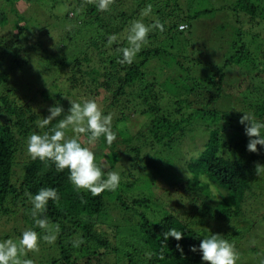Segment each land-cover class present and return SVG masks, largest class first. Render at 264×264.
Masks as SVG:
<instances>
[{"label": "trees", "instance_id": "16d2710c", "mask_svg": "<svg viewBox=\"0 0 264 264\" xmlns=\"http://www.w3.org/2000/svg\"><path fill=\"white\" fill-rule=\"evenodd\" d=\"M50 1L52 6L46 0H0V30L7 29L0 36V225H14L0 241L19 238L29 228L44 234L34 226L27 193L51 187L60 201L49 202L46 216L60 232L54 245L41 241L35 257L27 254L33 264H202L200 253L189 249L207 236L206 225H191L193 214L221 224L240 218L247 198L264 195V170L256 172L264 166V149L246 150L248 138L239 123L246 112L264 120V50L259 49L264 39L254 33L264 34L261 0L256 5L233 0L227 5L232 24H212L209 37L214 33L219 39L211 40L229 41L232 50L220 65L192 58L189 38L197 22L219 11L208 1L201 7L197 0H115L108 13L97 12L92 0H65L61 11L57 0ZM148 4L153 13L144 22L159 18L165 31L154 30L133 64L121 65L115 50L127 46V29ZM181 24L187 25L183 31ZM113 34L117 41L109 45ZM82 99H95L111 114L117 133L111 147L103 138L90 146L105 172L121 175L116 191L99 196L77 192L67 170L57 172L26 151L29 135L43 134L63 118L38 128L50 107L59 102L66 114L71 102ZM138 117L145 124L130 135ZM179 163L194 179H171L170 170ZM201 177L222 191L218 201ZM167 195L176 199L177 211L166 207ZM260 219L264 223V214ZM169 228L184 233L179 242L164 241ZM78 239L83 243L74 247Z\"/></svg>", "mask_w": 264, "mask_h": 264}, {"label": "clouds", "instance_id": "9594fccd", "mask_svg": "<svg viewBox=\"0 0 264 264\" xmlns=\"http://www.w3.org/2000/svg\"><path fill=\"white\" fill-rule=\"evenodd\" d=\"M97 12L108 13L111 11L115 0H92ZM152 4L146 5L141 11V19H137L129 25L126 34L127 46L119 47L115 51L118 54L117 63L132 65L137 55L149 43V36L155 30L160 33L165 31V25L159 18L153 17L152 22L146 24L145 17L152 16ZM187 25H179L183 31ZM108 44L117 41V35L108 36ZM49 115L41 118L38 128L44 129L53 120L59 119L58 123L49 131L39 134L33 132L27 137L26 151L30 159L39 160L45 164L55 166L57 172L67 170V177L77 192H88L92 196H99L105 191H116L120 187L121 175L117 171L105 172L97 162L94 151L90 146L103 138L108 147L117 140V133L113 130L111 114H104L103 107L95 99H82L80 102L73 101L65 114L59 102L48 109ZM243 113V112H240ZM239 123L244 127V134L248 138L246 150L250 153L257 152V146L264 149V120H258L253 113H243ZM71 133V135H69ZM83 137V143H82ZM88 146H84V145ZM264 170V166H257V174ZM209 187V191L217 198L220 196L216 185L202 178ZM30 202L29 212L38 227L44 234L32 228L24 230L19 238H7L0 241V264H33V260L26 258L29 252L39 251L40 242L54 245L60 227L52 224L46 216L48 204L51 201L59 204L60 195L55 188L43 187L36 194L27 193ZM184 233L176 228H169L163 233L165 242L171 237L179 242ZM83 243L78 239L73 244L79 247ZM178 251L183 249L177 243ZM191 252H199L202 264H237L238 254L234 245L221 235L210 234L200 240L198 248L192 246ZM150 255V254H149Z\"/></svg>", "mask_w": 264, "mask_h": 264}, {"label": "rangeland", "instance_id": "374dc122", "mask_svg": "<svg viewBox=\"0 0 264 264\" xmlns=\"http://www.w3.org/2000/svg\"><path fill=\"white\" fill-rule=\"evenodd\" d=\"M180 1L186 3V0H180ZM192 1H196V0H192ZM199 1L202 3L201 7H205L208 4L207 3L208 1L209 4H213L214 8L218 9L219 11H216L213 13H207L206 15L202 17V20L197 22L196 24L197 29L194 32H192L189 38L191 39V42L193 43V47L195 50V53L192 54V58L196 60H199L200 58L201 61H205L207 64H210V62L215 61L217 65H220L223 62V59H225L226 56L230 54V52H232L230 48V42L229 41L217 42L215 40H211L214 38L215 39H219V38L216 37V34L214 33H212L213 35H211L210 37H209V34H210V30L212 29L211 27L213 26L212 25L213 23H215L216 25H220L222 23L232 24V21L228 15L230 14V12L227 9V5H230V3L233 0H197V2ZM252 1L255 5L260 3L256 0H252ZM46 2L49 6H52V3L50 0H46ZM55 3H56L55 6L57 7L58 11L64 10L66 7L65 0H57V2ZM261 6H264V0H261ZM223 7L224 8L226 7V8L223 9ZM216 20H218V22H216ZM228 28H229L228 30L230 31L233 30V27L228 26ZM6 32H7V29L5 26L0 30V36L5 34ZM254 33L257 34V36L259 37L258 39L259 41H261V39H264V34L261 32V29H256ZM92 39L96 40L97 37L92 35ZM207 41H208V44H207ZM206 44L209 45V47H207ZM251 48L253 47L251 46ZM205 49L206 51H204ZM259 49L264 50V46L260 47ZM260 50L258 51L260 52ZM199 55H201V57H199ZM257 55L258 56H256V58L251 60L252 62H255L258 60L260 54L258 53ZM260 64H262V66L260 65V67H264V62L261 61V57H260ZM243 69L246 71L249 70V68L247 69V67ZM201 70L206 72V70L204 69H201ZM0 71H1V68H0ZM38 72L39 71L34 72L33 74L38 75L39 74ZM42 78L45 80L48 77L43 76ZM36 80L39 83H42L41 79L37 77H36ZM228 80L237 81L238 79L237 77H233V78L229 77ZM158 92H160L162 96H165V92L163 91H158ZM219 104L224 105L226 104V101L222 98ZM218 107L219 106H217V108ZM145 120L146 119L142 117L141 118L138 117L136 120V123H138V125L134 127H130L129 134L134 135L135 132H139L142 129L141 126L145 124ZM201 134H202L201 131L196 130V136L198 137V139H200V137L202 136ZM183 150L185 152H188L189 148L185 146ZM180 157L183 158L182 155ZM187 158L188 157L186 156L185 159ZM172 166L174 165H171V164L166 165V167L169 169H171ZM174 167H176L175 169L176 171L174 169L170 170V174H173L171 176V179L179 178L180 181L187 180V178L194 179L193 172L189 173L187 171L184 172L182 170L183 169L182 163L176 164ZM162 174L165 175L164 179L168 180L169 182L170 174L168 175V173L165 172V170L163 171ZM202 178L204 177H201L200 180H202ZM158 187L162 188L161 186H158ZM143 189H145V187H143ZM220 192L222 193L221 190ZM156 193H158V190H156L152 194H156ZM160 194H162V192L159 190V195ZM133 195H136V194H133ZM263 198H264V195H259V196L255 195V197L253 196V197L247 198L245 203L242 204L241 210L239 211L240 218L239 216L235 218H230V219L227 218L224 222L219 221L221 223L219 224L217 223L216 219H214L213 217L209 218L206 216L205 218L204 214L197 213V214H193L194 216L191 219V225H193L196 228V227H199L200 225L205 224L206 225L205 232L207 236L210 234H218V235H221L223 239H226L230 243H232L234 245L236 253L238 254L237 264H264V223L261 222V219H260L261 215L264 214V211H262L264 209ZM165 199H166L165 200L166 207L174 209L175 211L178 210L177 207L179 206L178 205L176 206L174 204V202L176 201L175 198H173L171 195H167ZM213 200L218 201L219 197L217 198L215 197L213 198ZM260 203H261V207H260ZM12 229H14L13 224L9 225V223H5V225H0V237L5 234H10ZM29 253L32 254V257H35L33 255L37 254V252H29Z\"/></svg>", "mask_w": 264, "mask_h": 264}]
</instances>
